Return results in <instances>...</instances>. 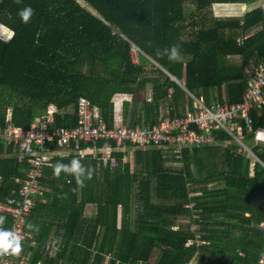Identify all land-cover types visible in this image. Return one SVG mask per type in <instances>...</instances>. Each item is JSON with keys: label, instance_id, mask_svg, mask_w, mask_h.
<instances>
[{"label": "trees", "instance_id": "obj_1", "mask_svg": "<svg viewBox=\"0 0 264 264\" xmlns=\"http://www.w3.org/2000/svg\"><path fill=\"white\" fill-rule=\"evenodd\" d=\"M258 1L0 0V25L10 34L0 37V125L10 113L12 125L27 129L54 106L52 128H73L80 98L98 109L108 127L118 98L129 128L153 126L166 108L169 117H180L185 94L152 61L207 105L238 102L246 70L264 59V13L253 6ZM214 5L249 9L218 19ZM25 6L34 9L29 23L18 16ZM173 44L180 46L181 60L156 55ZM131 45L141 52L138 65L132 63ZM233 56L239 60L230 62ZM140 84L151 86L149 102L138 97ZM251 118L254 130L264 128V106ZM216 133L217 140L226 138ZM91 146L79 142L77 149ZM233 149L183 148L177 161L170 150L132 145L114 151L115 164L106 167L99 155L67 152L56 163L81 159L94 169L93 177L81 189L73 177L62 173L57 179L52 167L43 170L42 191L32 195L26 218L36 243L28 250L30 264H259L264 168ZM254 152L264 164V144ZM27 170L0 138V203L18 197ZM197 217L196 234L204 244L186 246L195 239L188 227ZM5 218L9 229L11 218ZM29 223L39 231L29 230Z\"/></svg>", "mask_w": 264, "mask_h": 264}, {"label": "built area", "instance_id": "obj_2", "mask_svg": "<svg viewBox=\"0 0 264 264\" xmlns=\"http://www.w3.org/2000/svg\"><path fill=\"white\" fill-rule=\"evenodd\" d=\"M259 8L264 13V0H260ZM241 44V40H238ZM131 60L134 65L139 64L140 50L131 45ZM154 65L160 68L155 62ZM247 80L241 100L235 103H218L210 105L194 97L181 82L176 81L191 100V107L184 109L180 117H169L167 110L159 116L158 122L151 127L129 128L116 122L108 127L97 108L91 106L86 98H80L77 103L78 123L75 127L52 128V111L48 107L47 115L42 121L34 122L29 128L23 129L10 123V113L4 126L0 125V138L7 146H12L16 152L18 163H26L28 170L23 186L17 192L18 197H10L0 203V215L9 216L12 224L9 229L22 237V251L18 256L6 255L0 257V264H30L28 250L36 243L33 233L26 230V218L30 214L34 201L32 195L42 191L40 179L45 168L56 163V159L71 151L80 158L93 155L103 167L114 165L112 157L114 151L125 152L127 146L136 148L155 147L170 150L177 161L182 158L183 148H200L204 146H218L229 148L234 146L235 155H245L253 162L264 164L256 156L254 149L264 144V128L254 130L251 113L261 110L264 106V60L259 61L246 70ZM147 102L150 98H146ZM223 133L226 138L217 140V133ZM97 141H105L101 148ZM251 143V146L246 144ZM79 142L90 143L87 149H77ZM107 142V144H106ZM114 143V147L110 144ZM73 147V148H71ZM186 207L193 208V204ZM198 217L189 223L188 229L195 234V239H187L185 245H201L196 232L199 226ZM53 255V250L46 249ZM259 264H264V257Z\"/></svg>", "mask_w": 264, "mask_h": 264}, {"label": "clouds", "instance_id": "obj_3", "mask_svg": "<svg viewBox=\"0 0 264 264\" xmlns=\"http://www.w3.org/2000/svg\"><path fill=\"white\" fill-rule=\"evenodd\" d=\"M17 3L20 0H16ZM34 15V9L31 6H25L18 12V16L22 23H29L31 17ZM156 55L158 57H166L170 62H177L181 60V49L178 44H173L164 49H157ZM53 168V176L60 178L61 174H65L74 178L76 185L79 188L85 187V181L93 177L94 169L87 167L78 158H72L68 163L57 162L55 165H50ZM71 183V181H68ZM75 191V189H73ZM61 199H66L67 194H61ZM6 218L0 216V257L6 255L18 256L22 251V237L14 230L4 227ZM31 231H39L38 227L29 223L27 225ZM54 245L59 244V238L53 241ZM58 251V248H54Z\"/></svg>", "mask_w": 264, "mask_h": 264}, {"label": "rangeland", "instance_id": "obj_4", "mask_svg": "<svg viewBox=\"0 0 264 264\" xmlns=\"http://www.w3.org/2000/svg\"><path fill=\"white\" fill-rule=\"evenodd\" d=\"M260 5H261V2L259 0L253 6L259 7ZM247 9H249V8L244 7V6H240V5H215L211 8V12H212L213 16L217 17L218 19H233V18H236L235 16L237 14L240 15V14L244 13ZM238 15H237V17H238ZM1 36H4L2 38H6L8 36L7 37V39H8L10 37V34L8 33V31L4 30V28L0 25V37ZM7 39H5V40H7ZM148 60L151 61V59H149V58H148ZM229 60H230V62H237L238 58L237 57H231V58H229ZM155 67H157V66L155 65ZM143 84H146V83L143 82ZM149 88L150 87L148 85L143 86L140 84V86L138 88V93H137L138 97L139 98L143 97L145 95L146 90H148ZM186 96H188V95L186 94ZM246 144L248 146H251V143L249 141H246ZM71 148H73V147H71ZM86 156H91L94 158L93 155H89V154L84 155V157H86ZM171 165H178V164L175 162H172ZM156 256H157V252L154 251L152 254L151 260H154L156 258Z\"/></svg>", "mask_w": 264, "mask_h": 264}, {"label": "crops", "instance_id": "obj_5", "mask_svg": "<svg viewBox=\"0 0 264 264\" xmlns=\"http://www.w3.org/2000/svg\"><path fill=\"white\" fill-rule=\"evenodd\" d=\"M215 6V5H214ZM233 57H237L238 58V60H239V57L238 56H233ZM229 58H231V57H228V59ZM264 59H262L261 61H263ZM160 69L174 82V83H176L182 90H183V92H184V100H183V104H182V106H181V109H180V113L182 114L183 113V111H184V109H186V108H190L191 107V100H190V98L188 97V96H186V93H185V91H184V89L176 82V81H178L176 78H174L173 76H171L169 73H167L165 70H163L161 67H160ZM173 79H175V80H173ZM180 82V81H179ZM154 83V82H153ZM182 83V82H181ZM153 85V84H152ZM182 85L184 86V84L182 83ZM149 89L148 90H146V92H145V97H149L150 99H151V86L149 85ZM168 93L171 95L172 93H173V91H172V89H169L168 90ZM215 93V92H214ZM143 96V97H144ZM195 97V96H194ZM200 100H202V99H200ZM240 100H241V98H240ZM239 100V101H240ZM147 101V100H146ZM203 101V100H202ZM238 101V102H239ZM204 102V101H203ZM214 102H218V103H220L219 101H214ZM214 102H212V103H214ZM205 103V102H204ZM113 107H114V123H115V121L118 123V122H120L122 125H124L123 123H122V109H123V99L122 98H118V99H116V100H114V103H113ZM50 109H51V111H52V114H51V117L53 116V114L56 112V109H55V107L54 106H50ZM164 110H167L168 112H169V110L166 108V109H164ZM164 110H162V112H161V114H163V111ZM168 114H170V112L168 113ZM45 118V117H44ZM44 118H42L41 119V121L44 119ZM128 160V158H126V161ZM125 161V160H124ZM88 210V209H87Z\"/></svg>", "mask_w": 264, "mask_h": 264}, {"label": "water", "instance_id": "obj_6", "mask_svg": "<svg viewBox=\"0 0 264 264\" xmlns=\"http://www.w3.org/2000/svg\"><path fill=\"white\" fill-rule=\"evenodd\" d=\"M172 78V77H171ZM173 79V78H172ZM173 80H175V79H173Z\"/></svg>", "mask_w": 264, "mask_h": 264}]
</instances>
